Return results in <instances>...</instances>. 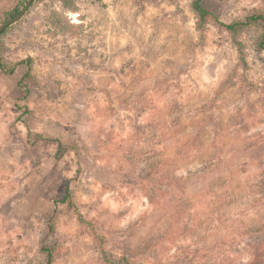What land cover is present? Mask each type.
<instances>
[{"label":"rangeland","instance_id":"rangeland-1","mask_svg":"<svg viewBox=\"0 0 264 264\" xmlns=\"http://www.w3.org/2000/svg\"><path fill=\"white\" fill-rule=\"evenodd\" d=\"M214 1L223 24L264 11ZM191 2L35 0L0 37L6 63L32 60L22 88L25 65L0 71V264H44L46 224L54 264H103L91 230L141 264H264L259 33L227 84L236 47ZM65 187L73 206L54 203Z\"/></svg>","mask_w":264,"mask_h":264},{"label":"trees","instance_id":"trees-1","mask_svg":"<svg viewBox=\"0 0 264 264\" xmlns=\"http://www.w3.org/2000/svg\"><path fill=\"white\" fill-rule=\"evenodd\" d=\"M34 1L31 3L30 7L33 5ZM25 3L26 1L24 2V4L21 1L19 3H16L14 6L9 7L8 9L2 11L0 15V24L15 17L23 9ZM190 8L195 14V19H196L195 29L198 32H201L205 28V25L207 24V22L212 20L215 23L222 26L225 29V31H227L229 35L231 36V39L236 47V51L238 55V63L233 73H231V75L227 77L225 83L228 84L232 81V78L234 77L237 69L246 68L244 47H243V44L238 40V37L245 30L253 29L259 33L258 38L256 40V48L258 51L264 52V11L262 9L253 8L250 11V13L244 18L234 20L230 24H223L218 19V15L216 13L217 8H216V4L214 0H192ZM52 25L53 27L60 26V23L58 19L56 18V13H53ZM9 27L5 28L1 32L0 37L6 32V30ZM31 62H32L31 58L28 57L18 62L8 64L3 59L0 53V71L2 74L9 76L15 72L18 66L20 65L26 66L27 73H25L23 77L20 79V81L18 82L17 86L19 88L22 86L21 84L23 80L30 75ZM23 91L27 92L25 88L23 89ZM58 155H60L59 152H58ZM54 203L55 205L67 204L69 206H73L70 200V194L68 192V187L64 188L63 193L59 197H57ZM78 220L81 223L86 224L84 218L80 214H78ZM45 227L47 228V232L41 236L38 242V249L45 256L44 264H54V262H56L59 258H62L65 255V249L62 246H60V244L54 238L53 226L50 224H46ZM91 235H92L93 240H95L97 246L99 247L103 264H141V263H137V262L130 260L126 256L113 257L109 255L106 252V249L104 247L103 237L99 235L98 233H96L95 230H91ZM146 247H147V249L145 248L146 251L149 252L151 248L148 247V245H146Z\"/></svg>","mask_w":264,"mask_h":264},{"label":"water","instance_id":"water-1","mask_svg":"<svg viewBox=\"0 0 264 264\" xmlns=\"http://www.w3.org/2000/svg\"><path fill=\"white\" fill-rule=\"evenodd\" d=\"M33 1L34 0H27L23 9L15 17H13V18L3 22L2 24H0V34L5 28H7V27L11 26L12 24L18 22L23 17V15L28 10V8L30 7V5Z\"/></svg>","mask_w":264,"mask_h":264}]
</instances>
